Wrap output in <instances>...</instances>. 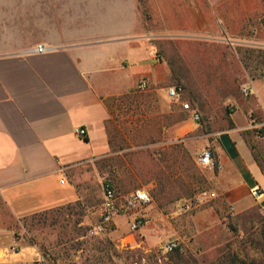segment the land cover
<instances>
[{"label":"crops","instance_id":"crops-1","mask_svg":"<svg viewBox=\"0 0 264 264\" xmlns=\"http://www.w3.org/2000/svg\"><path fill=\"white\" fill-rule=\"evenodd\" d=\"M243 2L0 0V264H31L28 255L9 252L20 220L76 204L82 168L113 155L107 122L115 102L141 79L162 97L175 84L187 89L189 60L205 73L215 51L225 74L217 96L230 111L216 126L207 121L221 129L211 142L206 135L220 166L208 169L217 195L208 214L218 219L224 206L259 208L250 190L264 194V63L257 59L264 41L256 40L255 21H243ZM243 32L255 41L242 40ZM38 45L49 50L29 52ZM183 97L190 114L206 113L202 101ZM76 127L84 138L75 136ZM145 216L150 221L138 232L145 245L154 244V216Z\"/></svg>","mask_w":264,"mask_h":264},{"label":"rangeland","instance_id":"rangeland-1","mask_svg":"<svg viewBox=\"0 0 264 264\" xmlns=\"http://www.w3.org/2000/svg\"><path fill=\"white\" fill-rule=\"evenodd\" d=\"M242 14L246 25L252 22L253 26L256 22L257 39L246 32L240 35L241 39L264 41V0H246ZM217 53H213L205 73L202 64L189 60L192 64L185 68L190 73L182 77L187 88L183 99L188 102L198 99L205 104L206 113L200 114L198 122L191 118L190 110L160 96L153 87L131 92L122 102H115L107 122L113 155L82 168L75 179L80 194L76 204L20 220L9 252L28 255L31 264H173L170 253L160 250L172 239L184 249L180 253L189 259L188 264H218V258L227 254L236 255L239 264H264L257 243L258 236L264 235V216L258 207L229 214L224 206L218 219L208 214L213 201L185 210V203L197 193L210 191L209 168L199 167L195 161L206 148L207 140L210 138L211 142L221 132L211 129L207 121L216 126L230 111L217 96L225 85L224 62L217 59ZM257 59L261 66L264 63L261 48ZM204 93L206 98H197ZM243 136L248 138L254 156L263 161L251 143L252 135L247 132ZM160 178L165 179L167 188L160 192V201H155L153 193ZM107 182L121 195L150 185L152 202L144 213L154 216L152 227L158 234L154 244L145 245L144 237L131 231L129 220L124 217H116L109 231L91 234Z\"/></svg>","mask_w":264,"mask_h":264},{"label":"built area","instance_id":"built-area-1","mask_svg":"<svg viewBox=\"0 0 264 264\" xmlns=\"http://www.w3.org/2000/svg\"><path fill=\"white\" fill-rule=\"evenodd\" d=\"M49 49L38 45L35 49L29 50L32 53H45ZM154 59L159 61L161 56L155 53ZM149 83L145 79H141L136 87L135 91L142 92L148 89ZM244 95L249 94L248 89L242 90ZM166 96L170 101L179 102L183 110H190L191 108L187 102L181 100L185 93V89L181 84H175L169 86L165 90ZM191 118L198 122L200 117L198 113L192 112ZM75 136L79 138H84L86 136V131L80 127L74 128ZM196 165L202 168L219 169L220 166L215 162L213 154L210 148L202 149L196 157ZM251 196L256 200H261L259 209L264 216V194L261 193L258 187H254L250 190ZM217 195L212 191H201L197 193L192 200L185 203V210L190 208H197L201 205L210 203L216 199ZM152 202L151 197V187L150 185H143L136 189L121 195L116 192L114 187L110 183H105L103 186V200L100 205L99 217L96 226L91 231V234L105 233L111 229L114 224V219L116 217H124L129 221V228L131 231H139L146 224V216L144 213V208ZM234 212L233 207L228 208V213L232 214ZM160 250L163 253H171L173 251L182 252L184 249L177 241H168L164 243Z\"/></svg>","mask_w":264,"mask_h":264},{"label":"trees","instance_id":"trees-1","mask_svg":"<svg viewBox=\"0 0 264 264\" xmlns=\"http://www.w3.org/2000/svg\"><path fill=\"white\" fill-rule=\"evenodd\" d=\"M130 95V94H129ZM128 95V96H129ZM156 188L153 193V198L155 201H160V192L166 190V183L164 178L157 180ZM190 189V188H189ZM188 190V189H187ZM186 193H189V190ZM152 193V192H151ZM257 243L260 247L262 254L264 255V235L258 236ZM170 262L173 264H188L189 259L185 255H182L179 251H173L169 254ZM218 264H239L236 255L227 254L218 258Z\"/></svg>","mask_w":264,"mask_h":264}]
</instances>
